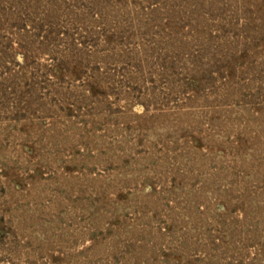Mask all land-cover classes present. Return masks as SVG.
I'll return each instance as SVG.
<instances>
[{"label":"rangeland","instance_id":"rangeland-1","mask_svg":"<svg viewBox=\"0 0 264 264\" xmlns=\"http://www.w3.org/2000/svg\"><path fill=\"white\" fill-rule=\"evenodd\" d=\"M0 264H264V0H0Z\"/></svg>","mask_w":264,"mask_h":264}]
</instances>
